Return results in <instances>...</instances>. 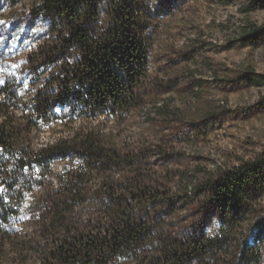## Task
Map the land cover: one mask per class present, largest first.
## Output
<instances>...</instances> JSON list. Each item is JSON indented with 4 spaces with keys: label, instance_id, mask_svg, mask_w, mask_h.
<instances>
[{
    "label": "trees",
    "instance_id": "trees-1",
    "mask_svg": "<svg viewBox=\"0 0 264 264\" xmlns=\"http://www.w3.org/2000/svg\"><path fill=\"white\" fill-rule=\"evenodd\" d=\"M23 3L0 0V11L9 10L0 29L44 40L28 64L54 71L34 94V110L54 112L53 101L59 100L60 120L87 121L33 148L24 134L32 126L16 125L7 85L0 89V264H112L135 256L147 262L141 255L155 245L151 237L163 212L169 209L176 219L180 200L195 219V235L171 231L147 264H264V242L248 240L252 224L264 218V149L212 170L168 171L159 181L157 171L146 167L150 147L122 146L112 129L92 122L106 115L126 120L147 106L149 116L154 108L174 113L159 102L166 86H175L169 61L156 64L162 49L158 9L174 0ZM262 3L251 0L248 10ZM246 30L252 39L264 33L260 26ZM60 157H73L72 165L56 175L53 165ZM96 194L106 197L84 218Z\"/></svg>",
    "mask_w": 264,
    "mask_h": 264
},
{
    "label": "rangeland",
    "instance_id": "rangeland-1",
    "mask_svg": "<svg viewBox=\"0 0 264 264\" xmlns=\"http://www.w3.org/2000/svg\"><path fill=\"white\" fill-rule=\"evenodd\" d=\"M250 1L174 0L159 8L162 49L158 51L156 64L169 61L175 82L172 90L166 86L159 102L170 104L174 113L164 115L154 108L149 116L150 106H147L126 120L113 115L92 120L94 124H103L105 130L112 129L111 137L122 146L135 142L138 149L150 147L152 156L146 167L157 171L155 179L163 180L168 171L195 172L196 167L212 170L264 149V33L257 39L245 37L246 29L252 26L264 29V4L248 10ZM154 3L159 4V0ZM23 4L28 7L30 0H24ZM8 13V9L2 8L0 21L7 24ZM38 41L23 31L0 29V81L3 82L0 89L7 85L11 96L9 110L16 125L24 129L32 126L24 134L33 148L52 143L87 121L70 117L72 122L66 124V120H60L59 100L53 101L54 112L34 110V94L47 84L48 74L54 71V67L49 69L46 64L36 67L28 64L31 53L44 43L42 39ZM158 150L166 154L162 156ZM72 158H58L53 165L54 173L61 174L64 167H71ZM35 195L36 192L28 195V204ZM104 195L96 194L94 202L84 209V218L98 209L93 203L100 204ZM180 201L176 219L171 218L168 207L163 212L164 217L151 237L155 245L147 246L141 255L148 258L147 262L135 256L118 258L112 264H147L156 249L163 247V241L170 238L171 231L182 228L194 236L195 219L188 218L185 201ZM202 225L211 230L207 222ZM248 240L264 242V218L252 224Z\"/></svg>",
    "mask_w": 264,
    "mask_h": 264
},
{
    "label": "snow or ice",
    "instance_id": "snow-or-ice-1",
    "mask_svg": "<svg viewBox=\"0 0 264 264\" xmlns=\"http://www.w3.org/2000/svg\"><path fill=\"white\" fill-rule=\"evenodd\" d=\"M0 23H4L3 21H0ZM0 83H3L2 81H0ZM60 109H57V111H59Z\"/></svg>",
    "mask_w": 264,
    "mask_h": 264
}]
</instances>
